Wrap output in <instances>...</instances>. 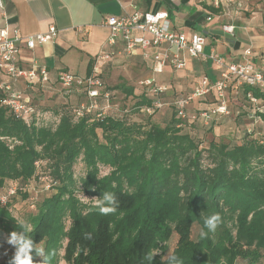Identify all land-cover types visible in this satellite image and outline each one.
I'll return each instance as SVG.
<instances>
[{
	"label": "trees",
	"instance_id": "16d2710c",
	"mask_svg": "<svg viewBox=\"0 0 264 264\" xmlns=\"http://www.w3.org/2000/svg\"><path fill=\"white\" fill-rule=\"evenodd\" d=\"M62 87L64 93L82 88V103L88 101L84 86ZM241 87L246 95L264 100V92ZM114 89L133 96L131 114L146 112L155 101L147 90L137 95L126 85ZM100 90L98 109L83 116L74 113L82 103L55 107L53 118L30 98L41 114L32 124L3 106L0 94V190L7 182L18 185L13 195L9 189L0 192V264H9L15 254L7 243L10 234L25 228L12 213L16 192L28 198L25 186L39 177L44 163V185L56 192L38 204L28 220L31 228L26 227L35 247L55 253L50 264H167L162 256L171 232L179 235L171 254L182 264H235L239 257H249L244 247L264 250L263 127L247 131L239 144L207 142L188 116L178 117L175 100L164 98L163 108L148 113L166 109L163 120L138 122L130 111L120 117L102 113V105L106 108L116 94L103 84ZM79 162L85 174L76 178ZM102 168L109 172L102 175ZM104 191L115 195V213L102 215L96 207ZM76 192L90 200L82 201ZM212 214L221 218L216 231L193 240L194 224L207 232L204 218ZM32 255L33 264H43L35 250Z\"/></svg>",
	"mask_w": 264,
	"mask_h": 264
},
{
	"label": "crops",
	"instance_id": "0c3cea01",
	"mask_svg": "<svg viewBox=\"0 0 264 264\" xmlns=\"http://www.w3.org/2000/svg\"><path fill=\"white\" fill-rule=\"evenodd\" d=\"M4 13L0 9V29L17 28L22 36H32L48 32L50 26H56L58 35L54 40L37 45L29 50L21 46L20 67L24 70L45 67L49 80L46 83L30 84L20 79L14 88L22 91L37 104L46 101L50 94L62 86L61 73H69L78 78L97 74L103 88L114 91L116 86L126 85L134 88L135 94L146 90L140 85L142 80L154 77L167 87L162 95L169 102L185 97L201 83L204 78L215 82L222 70L209 58L211 53L218 54L227 64L241 63L245 53L251 52L247 59L260 72L264 73V0H2ZM136 10L143 12H167L171 29L187 37L199 34L206 40L204 54L207 59L192 58L187 51L181 52L186 60L183 70L166 67L161 74L152 72V60L144 59L141 50L132 55L124 52L122 42L109 43L111 31L101 22L107 17H124ZM224 26H233V33H226ZM161 49L152 48L151 53ZM6 80L0 74V84ZM81 89L75 87L69 94ZM123 91V90H122ZM243 95L249 106H257L259 113L237 114L233 108L243 106ZM125 97L126 94H125ZM229 115H217L215 118L226 121L251 119L256 127L264 128V100L253 101L245 94V89L234 83L227 91ZM218 105L214 92L207 94L189 106V112L198 116L201 112L212 111ZM247 108V106H243ZM232 116V117H231ZM191 118L189 114V119ZM201 119L202 117L199 116ZM214 118V117H213ZM203 119V118H202ZM204 120V119H203Z\"/></svg>",
	"mask_w": 264,
	"mask_h": 264
},
{
	"label": "built area",
	"instance_id": "2783aa9c",
	"mask_svg": "<svg viewBox=\"0 0 264 264\" xmlns=\"http://www.w3.org/2000/svg\"><path fill=\"white\" fill-rule=\"evenodd\" d=\"M0 9L4 13V4L0 0ZM103 27L109 28L111 37L109 43L116 45L122 42L124 52L132 55L136 50H141L144 59L152 60V72L161 74L166 67L175 70H183L186 67V60L181 52L187 51L192 58L207 59L204 54L206 40L199 34L187 37L183 33L175 32L171 29L169 14L167 12H143L136 10L133 14L124 17H107L101 22ZM226 33H233V26H224ZM58 35L56 26H50L48 32L39 33L32 36H22L17 28L0 29V74L6 80L0 84V94L2 95V105L11 110L14 115L32 124L33 119L39 121L41 114L31 104V100L22 92L14 88V84L20 79H25L30 84L46 83L49 80L48 72L45 67L37 66L36 69L24 70L19 64V55L22 45L29 50H33L37 45L45 44L54 40ZM161 49L151 53V49ZM251 55L250 51L245 53V59L241 63L227 64L218 54L211 53L209 58L222 70L221 76L215 82H210L204 78L192 93L185 97H179L174 101L178 111V117L187 118L189 106L200 100L207 94L214 92L218 105L212 111H204L200 116L209 122L213 116L229 115L227 91L236 83L238 86H251L264 92V73L257 70L247 59ZM59 81L66 88L75 84L86 88L87 102L74 110L77 116H83L85 112L98 109V97L102 95L100 88L102 81L97 74H92L86 78H78L69 73H61ZM140 85L144 87L154 98L155 101L147 113H153L156 109H161L165 105L161 96L167 91V87L157 82L154 77L142 80ZM108 99L109 93L104 94ZM253 101V95L248 94ZM12 193V192H11ZM5 203V199H1Z\"/></svg>",
	"mask_w": 264,
	"mask_h": 264
},
{
	"label": "rangeland",
	"instance_id": "374dc122",
	"mask_svg": "<svg viewBox=\"0 0 264 264\" xmlns=\"http://www.w3.org/2000/svg\"><path fill=\"white\" fill-rule=\"evenodd\" d=\"M62 88H63L62 86L58 87L55 90L56 93L50 94L49 95L50 97H47L46 101L44 100L43 102L42 101L39 102L43 110L52 112V110L55 107L60 108L61 106H64V105L70 106V107H76V106H79L82 102H84V99L81 96V94H83L81 93L82 91H78L77 89V93L69 94L71 90L70 91L68 90L67 93H64V90ZM142 91L143 90H141L139 94H141ZM115 94L116 95L114 96V98L109 102L110 104L108 103L107 104L108 106L106 105V108H104V106L102 105V110L100 111H102V113H105V115H113L116 117L122 116L127 111H130L129 114H131L132 107L134 106V103H135V99L133 98V96L125 97V93L122 91H117ZM240 102L243 104V106H247V108L236 105L233 108V110L237 112V114L238 112L239 114H241L243 110L245 113L250 112L252 114H256L258 112L257 106H255L254 104L249 106L248 100L243 95L240 96ZM166 113H167V110L163 109L161 111L156 112L154 115L149 116L147 112L142 111L140 113L131 114L132 115L131 119L134 121H138V122L149 121V120L154 121V122H159L163 120ZM50 114H52L53 116L54 112ZM189 114L191 115V118L194 116L196 117L198 116L197 114H195V112H192V111L189 112V109H188V112H187L188 117H189ZM54 117L55 115L53 116V118ZM196 117L193 119L190 118L187 120L189 121V123L193 125L195 124V127H196L195 132L198 134V136L201 139H204L207 142L215 139L219 141L223 140L231 144H239V143H242L243 137L245 136V133L248 131V129L253 130L256 126L255 123H251V119L244 121V119L242 118L241 120L235 121L233 118H229L226 121H224V120H219L218 118L214 117V118H211L208 123L204 124V122H202L201 119L200 120L198 119L199 117H197V119ZM53 118L51 120H54ZM187 129H188L187 131H189L190 128H187ZM256 130L262 131L263 128L257 126ZM46 168H47L46 163H44L43 166H40L38 169L39 177L36 178L37 180L34 179L30 184L25 186L28 188L27 190L29 191L28 198L25 199L23 198V195L21 193L16 192L15 199H13V201L15 202L14 208L12 211L13 216L17 218L19 223L21 222L23 225L27 226L28 228H31V225L28 220L31 218L33 213H37L38 204L42 202V200L46 196L50 195V193L56 192V190L53 191L52 189H50L48 185H46V187L44 185V182H47L48 180V177H43L45 176L44 172H46ZM108 172H109L108 168H105V169L102 168L101 174L106 175ZM74 174L76 178L77 177L80 178L81 176L85 174L84 167L81 162L77 163V165L74 167ZM17 186L18 185L16 183L7 182L5 187L2 190H0V192L1 193L6 192L9 189L10 194L13 195L14 191L18 189ZM76 194L84 202H88L90 200V198L87 199V197L83 196L82 194L78 192H76ZM18 200H21V201H18ZM6 204L7 202L5 200L4 205ZM70 225H71V221L67 220L66 222L67 228H69ZM200 233H201L200 226L198 224H194L193 229H192V239L196 241ZM178 241H179V235L175 232H171L169 242H168V250L162 256L163 260L167 259L168 254H171L173 252ZM243 249L246 251L247 250L249 251L247 252L249 257L248 258L239 257L236 260L235 264H264V250L260 249L259 253H257L256 252L257 249L255 248V246L251 248L244 247ZM254 252H256V254H254ZM157 253H161V252L158 251ZM2 262H3V258H2ZM60 264H67V263L65 261H61Z\"/></svg>",
	"mask_w": 264,
	"mask_h": 264
},
{
	"label": "clouds",
	"instance_id": "9594fccd",
	"mask_svg": "<svg viewBox=\"0 0 264 264\" xmlns=\"http://www.w3.org/2000/svg\"><path fill=\"white\" fill-rule=\"evenodd\" d=\"M100 214L108 215L115 213L118 208V202L113 193L104 191L102 196L99 197L96 203ZM220 216L218 214H212L204 218V227L207 232L201 231L200 236L206 237L208 232H215L219 222ZM86 238L91 239V234H87ZM7 243L15 248V254L9 261V264H33V250L38 256L44 258L43 264H50V259L55 255L54 252H45L43 248L35 247L33 240L27 235V227L22 231H14L7 239ZM152 258V257H150ZM167 264H182L181 258L174 254H168ZM223 264V261H222Z\"/></svg>",
	"mask_w": 264,
	"mask_h": 264
}]
</instances>
